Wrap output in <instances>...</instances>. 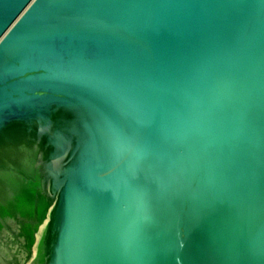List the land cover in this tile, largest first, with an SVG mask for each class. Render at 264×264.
Returning a JSON list of instances; mask_svg holds the SVG:
<instances>
[{
	"label": "water",
	"instance_id": "1",
	"mask_svg": "<svg viewBox=\"0 0 264 264\" xmlns=\"http://www.w3.org/2000/svg\"><path fill=\"white\" fill-rule=\"evenodd\" d=\"M0 264H264V0H0Z\"/></svg>",
	"mask_w": 264,
	"mask_h": 264
}]
</instances>
